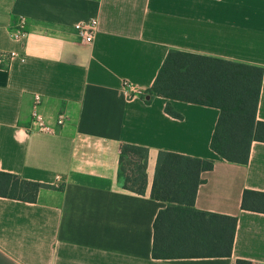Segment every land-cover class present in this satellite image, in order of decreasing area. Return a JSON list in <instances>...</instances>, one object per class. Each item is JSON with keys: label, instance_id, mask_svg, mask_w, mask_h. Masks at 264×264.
Returning a JSON list of instances; mask_svg holds the SVG:
<instances>
[{"label": "crops", "instance_id": "1", "mask_svg": "<svg viewBox=\"0 0 264 264\" xmlns=\"http://www.w3.org/2000/svg\"><path fill=\"white\" fill-rule=\"evenodd\" d=\"M19 17L27 35L9 37ZM97 20L91 43L74 25ZM187 52L263 68L256 121L264 123V0H0V171L46 185L36 201L0 197V264H264V214L241 210L245 190L264 193V143L245 165L210 149L213 107L140 92L167 53ZM123 82L137 93L128 96ZM56 135L30 134L33 96ZM122 145L147 150L143 195L117 179ZM211 160L194 207L236 217L229 257L157 259L150 198L159 152Z\"/></svg>", "mask_w": 264, "mask_h": 264}, {"label": "trees", "instance_id": "2", "mask_svg": "<svg viewBox=\"0 0 264 264\" xmlns=\"http://www.w3.org/2000/svg\"><path fill=\"white\" fill-rule=\"evenodd\" d=\"M263 68L209 56L171 50L152 86L140 94L213 107L219 116L210 149L225 161L248 162L251 143H264V123L256 121ZM147 150L122 145L117 179L123 189L143 195ZM213 162L171 152H159L150 198L166 204L153 223V257L157 259L229 257L236 217L198 211L196 192L201 174ZM48 187L0 171V197L34 203L38 191ZM241 210L264 214V193L245 190Z\"/></svg>", "mask_w": 264, "mask_h": 264}, {"label": "built area", "instance_id": "3", "mask_svg": "<svg viewBox=\"0 0 264 264\" xmlns=\"http://www.w3.org/2000/svg\"><path fill=\"white\" fill-rule=\"evenodd\" d=\"M98 21L93 19L88 22H79L74 25V30L81 42L89 44L94 38V34L97 30ZM27 35V19L19 17L13 24L9 32V37L16 42L22 41ZM13 59H18L20 62L25 61V57L15 51L0 52V69L3 68V64L6 66V62H10ZM123 90L128 96L137 93L132 84L123 82ZM142 92H140L141 94ZM41 96L35 94L32 100V106L30 110V122L26 128V131L30 134H44V135H56L58 131L64 128L69 120V116L66 111H60L56 117L51 121L40 110Z\"/></svg>", "mask_w": 264, "mask_h": 264}]
</instances>
